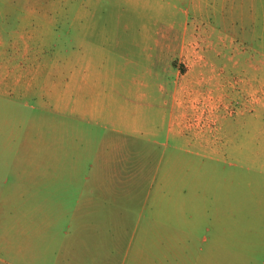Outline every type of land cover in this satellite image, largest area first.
<instances>
[{
    "label": "rangeland",
    "instance_id": "374dc122",
    "mask_svg": "<svg viewBox=\"0 0 264 264\" xmlns=\"http://www.w3.org/2000/svg\"><path fill=\"white\" fill-rule=\"evenodd\" d=\"M63 188L166 264H264V0H0V235Z\"/></svg>",
    "mask_w": 264,
    "mask_h": 264
},
{
    "label": "crops",
    "instance_id": "0c3cea01",
    "mask_svg": "<svg viewBox=\"0 0 264 264\" xmlns=\"http://www.w3.org/2000/svg\"><path fill=\"white\" fill-rule=\"evenodd\" d=\"M233 1V0H232ZM236 1V0H235ZM238 2H253L257 0H237ZM183 136L181 132H177ZM199 146L203 145L197 143ZM75 189L63 188L55 194L52 202L39 205H23L26 211L20 222L19 234L15 237L9 234L0 235V251L6 258L0 259L1 264H166L168 256L164 250L166 233L157 231L153 220L146 222L138 215L134 222L124 219L125 212L116 214V221L110 226L100 219L92 218L91 207L100 213L107 205L92 204L86 199L83 202L72 201ZM74 199V198H73ZM71 200V201H70ZM104 207V208H103ZM152 219V218H148ZM162 223V221H161ZM200 227V226H199ZM118 233L116 247L130 238L126 257L122 260L113 259L111 252L92 251V238H99L105 232ZM198 224L192 227L197 231ZM158 237L160 250H152V242ZM99 240V239H98ZM161 244L163 246H161ZM100 245V243H99ZM95 247L98 249L99 246ZM137 249L135 252L134 249ZM122 249V248H121ZM108 255V256H107ZM121 256V255H120Z\"/></svg>",
    "mask_w": 264,
    "mask_h": 264
}]
</instances>
